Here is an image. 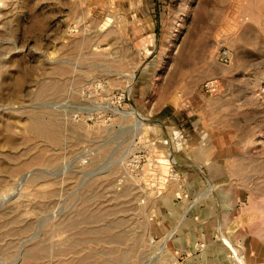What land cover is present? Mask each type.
<instances>
[{"label": "rangeland", "instance_id": "obj_1", "mask_svg": "<svg viewBox=\"0 0 264 264\" xmlns=\"http://www.w3.org/2000/svg\"><path fill=\"white\" fill-rule=\"evenodd\" d=\"M221 263L264 264V0H0V264Z\"/></svg>", "mask_w": 264, "mask_h": 264}, {"label": "crops", "instance_id": "obj_2", "mask_svg": "<svg viewBox=\"0 0 264 264\" xmlns=\"http://www.w3.org/2000/svg\"><path fill=\"white\" fill-rule=\"evenodd\" d=\"M215 186H216L215 187V190H216L215 198L211 199L208 203H206L205 209L200 211V214H199L200 221H204L206 219H209L211 216L212 217L215 216L218 219V221L224 223V220L229 218V215L232 209L229 207V203L231 202V199H229V196L231 197V194H232L231 189L228 188V186L225 185V183H222V184L218 183ZM178 215L179 213L177 210H172L171 215H170L171 220L179 219ZM201 226H199V229L197 228L196 230L192 228L190 229V227H188L186 235L182 234V235H178L177 237L173 238L172 242L174 243L175 248L190 249V245L195 240L196 235L199 233L200 234L203 233ZM210 246L213 247L214 244H210ZM208 248L210 247L208 246L207 249Z\"/></svg>", "mask_w": 264, "mask_h": 264}, {"label": "built area", "instance_id": "obj_3", "mask_svg": "<svg viewBox=\"0 0 264 264\" xmlns=\"http://www.w3.org/2000/svg\"><path fill=\"white\" fill-rule=\"evenodd\" d=\"M236 258V257H235Z\"/></svg>", "mask_w": 264, "mask_h": 264}]
</instances>
